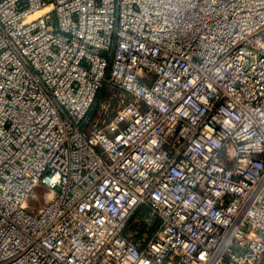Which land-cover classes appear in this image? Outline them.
<instances>
[{
    "label": "built area",
    "instance_id": "2783aa9c",
    "mask_svg": "<svg viewBox=\"0 0 264 264\" xmlns=\"http://www.w3.org/2000/svg\"><path fill=\"white\" fill-rule=\"evenodd\" d=\"M0 264H264V0H0Z\"/></svg>",
    "mask_w": 264,
    "mask_h": 264
},
{
    "label": "rangeland",
    "instance_id": "374dc122",
    "mask_svg": "<svg viewBox=\"0 0 264 264\" xmlns=\"http://www.w3.org/2000/svg\"><path fill=\"white\" fill-rule=\"evenodd\" d=\"M47 192L43 188H35L28 197V208L27 210L31 213H35L36 209L40 207L46 199Z\"/></svg>",
    "mask_w": 264,
    "mask_h": 264
}]
</instances>
